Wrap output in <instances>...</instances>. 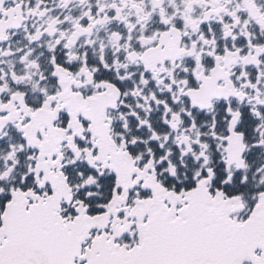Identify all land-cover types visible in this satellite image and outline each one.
<instances>
[{
	"label": "snow or ice",
	"instance_id": "1",
	"mask_svg": "<svg viewBox=\"0 0 264 264\" xmlns=\"http://www.w3.org/2000/svg\"><path fill=\"white\" fill-rule=\"evenodd\" d=\"M0 264H264V0H0Z\"/></svg>",
	"mask_w": 264,
	"mask_h": 264
}]
</instances>
